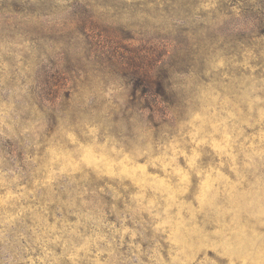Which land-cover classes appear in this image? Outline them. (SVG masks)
Segmentation results:
<instances>
[{
    "label": "clouds",
    "instance_id": "9594fccd",
    "mask_svg": "<svg viewBox=\"0 0 264 264\" xmlns=\"http://www.w3.org/2000/svg\"><path fill=\"white\" fill-rule=\"evenodd\" d=\"M0 264H264V0H0Z\"/></svg>",
    "mask_w": 264,
    "mask_h": 264
}]
</instances>
